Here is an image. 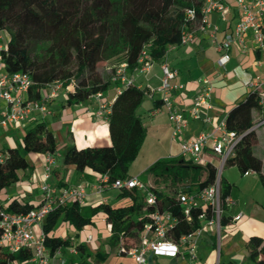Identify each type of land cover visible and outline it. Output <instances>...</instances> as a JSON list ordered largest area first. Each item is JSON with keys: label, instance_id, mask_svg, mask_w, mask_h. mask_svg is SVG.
Listing matches in <instances>:
<instances>
[{"label": "trees", "instance_id": "trees-1", "mask_svg": "<svg viewBox=\"0 0 264 264\" xmlns=\"http://www.w3.org/2000/svg\"><path fill=\"white\" fill-rule=\"evenodd\" d=\"M205 0H0V30L7 32L5 49L0 51L4 71L28 72L33 85L28 97L38 99L46 84L60 80L67 95V103L87 100L95 93L102 95L113 81L116 68L126 63V71L132 73L144 45L150 44V56L161 62L169 45L180 44L182 30L198 32L201 8ZM186 10H193V18L186 17ZM109 60L118 61L112 66L110 76L99 72V65ZM73 80V89L67 85ZM149 93V89L137 85L121 88L110 103L107 116L110 143L67 147L62 154L63 164L74 165L77 171L85 168L111 179L129 177L127 170L137 157L146 136L137 109ZM257 91L249 90L246 96L233 105L225 116L229 129L240 134L235 156L226 164L235 165L241 173L253 170L264 185L262 161L254 154L257 135L252 123V110L261 108ZM158 101V100H157ZM26 153H44L54 156L57 152L55 136L45 122L38 121L25 129L20 147H9L0 161V191L17 183L21 174L30 168ZM156 184L167 182V190H154L157 205L148 204L143 195L132 204L111 207L101 203L89 209L85 215L78 202L56 208L41 223L44 242L53 254L68 246L69 239L51 236L50 232L62 220L79 230L91 224V217L98 212L105 214L111 224V239L120 240L121 253L137 244L143 224L155 209L168 210L178 221L170 229L176 241L182 234L192 231L197 225L196 217L187 222L181 215L175 198L177 187L190 183L196 187L211 184L216 177L214 160L206 165L192 162L182 156L164 157L154 161L146 170ZM221 197L229 196L231 184L220 176ZM135 192L136 189H129ZM127 190H124L126 193ZM32 207L17 199L8 202L4 211L26 213ZM224 223V220L221 221ZM1 233V230H0ZM77 249H83L78 245ZM249 259L254 264H264V237L251 236L247 241ZM30 249L11 253L0 246V264L31 258ZM70 264V262L68 263ZM222 264H237L234 261Z\"/></svg>", "mask_w": 264, "mask_h": 264}, {"label": "crops", "instance_id": "crops-1", "mask_svg": "<svg viewBox=\"0 0 264 264\" xmlns=\"http://www.w3.org/2000/svg\"><path fill=\"white\" fill-rule=\"evenodd\" d=\"M228 6L226 18L223 20L218 12L209 14L210 27L205 31L193 34L187 44L169 45L166 50V60L169 65L178 71L175 82L183 84V88L173 93L172 101L182 110L190 107L195 93L201 88L200 79L209 78L211 90V107L202 108L201 115L210 117V123L201 119L189 118L183 132V137H193L199 132L210 130L221 119H224L228 110L238 101L242 100L249 90L248 81L259 73L255 64L257 51L254 49L250 34L246 37V50L242 51L237 43H234L230 51V60L221 67L217 63L219 52L218 43L223 38L224 32L233 28L239 19V10L232 0H220ZM218 27L212 34V26ZM4 68L0 62V72ZM160 63L154 62L146 74L136 76V82L140 88H148L149 93L145 96L149 103L143 105L145 99L137 109L143 124L146 127V139L148 151L143 167L134 176L147 168L157 159L164 157L180 156L179 140L171 136V124L165 109L160 108L159 93L155 90L160 84ZM118 85L112 84L103 93L100 102L111 103L118 93ZM48 92L43 88L42 94ZM65 89L59 90L48 102L49 113L42 115L38 111L31 112L28 119L21 124H11L6 127L0 125V152L13 146L12 137L18 138L19 129L34 125L43 121L47 129L52 131L57 143V152L53 156L51 164V175L49 182L55 187L69 185H80L86 196L79 203L83 214L88 215L89 209L101 203L109 204L111 207L128 206L132 204L134 197L137 200L142 195L141 191L132 192L129 189H117L111 186L97 191L95 186L99 180V174L85 168L77 171L74 165L63 164L62 151L71 145L85 147L93 145H105L110 143L108 123L103 118L95 116L98 101L89 97L87 100L75 104L67 103ZM158 100V101H157ZM6 103L0 99V117L2 116ZM253 126L264 120V103L261 108L252 110ZM257 135V144L253 151L262 161L261 172L264 174V124L254 127ZM21 134V136L23 135ZM161 147L159 146V141ZM141 146V148H142ZM14 147V146H13ZM140 148V149H141ZM140 151V150H139ZM48 154L29 152L26 159L30 168L21 174L20 180L14 185L0 191V204L6 207L12 199L19 202H28L37 206L42 198L40 184L42 173L47 165ZM212 156L205 153V157ZM215 157L213 158V160ZM225 174L222 178L231 184L229 198L232 203L224 209L222 228L219 236V250L217 251V236L208 231L199 241L197 248V260L191 263L188 257L182 254L176 256L150 255L152 264H222L234 261L237 264H245L249 261L247 241L251 236L264 237V185L258 175L253 171L248 174L241 173L233 164H225ZM224 168V167H223ZM152 176V175H151ZM153 177H151L152 179ZM149 180V183L151 181ZM124 190H127L124 193ZM71 202H69L70 204ZM240 213L239 219L234 216ZM91 224L85 225L77 230L70 224L60 220L50 232L51 236L61 239H69L68 246L61 247L51 254V260L60 264H131L132 260L127 253H121L120 240L111 239V224L107 222L105 214L98 212L91 217ZM41 230V225L34 226L35 234ZM90 236V238H89ZM82 245L83 249H77ZM184 251V248H180ZM8 264H34L31 258L27 260H14Z\"/></svg>", "mask_w": 264, "mask_h": 264}, {"label": "built area", "instance_id": "built-area-1", "mask_svg": "<svg viewBox=\"0 0 264 264\" xmlns=\"http://www.w3.org/2000/svg\"><path fill=\"white\" fill-rule=\"evenodd\" d=\"M232 1L239 10V19L232 29L224 32L223 38L218 43L217 63L224 67L229 62L230 51L234 43H237L242 51L246 50V37L250 34L254 49L258 54L255 64L259 68V73L248 81V85L259 93V102L262 104L264 103V0ZM227 10L228 6L220 0H205L201 8V20L197 30L205 31L210 27V13L218 12L224 20ZM193 16V10H186L187 18H193ZM217 29L218 27L213 25L212 34ZM193 34V31L182 30L180 44H187L192 39ZM7 39V32L0 30V51L5 49ZM149 49L150 44L143 46L132 73H127L126 63L117 66L112 80L119 82L118 92L121 88L129 85L138 86L136 76L146 74L149 71L154 63ZM160 70V84L155 90L159 93L161 106L156 111L165 109L167 112L171 124V136L180 139V156L201 165L212 162L216 156V177L207 186L196 187L190 183H184L177 187L175 198L178 206H180L182 217L187 222H191L196 217L198 225L192 231L182 234L176 241L172 238L170 229L178 221L177 217L168 210L155 209L151 213L149 220L142 226L139 241L126 252L132 260L131 264H152L149 261L150 255L176 256L179 254L188 257V260L193 263L198 258L196 252L199 241L208 231L216 234L218 251L222 215L226 206L232 203L228 196L224 199L221 197L220 173L227 160L235 156L240 134L229 129L224 118L208 131L199 132L193 137H183L189 118L201 119L203 122L210 123V117L202 116L201 109L211 107V82L206 77L200 79L202 86L195 93L190 107L185 111L172 101L173 93L182 89L183 84L174 81L178 71L169 65L166 60V53L160 62ZM73 82L71 80L67 85L68 90L73 89ZM32 85L33 80L28 72H0V99L6 103L4 112L0 117L1 126L24 123L33 111H38L42 115L48 114L50 98L63 88L62 81L54 80L46 84L45 88L48 89L46 94H42L38 99H31L28 97V91ZM92 97L98 101L97 109L94 112L95 116L107 121L110 103L100 102L102 98L100 92L95 93ZM260 124H264V120L254 127ZM205 153L214 157L209 156L207 158ZM3 158V155L0 154V161ZM46 160L47 165L44 167L39 186L42 198L37 206L32 207L26 213H9L4 211L0 204V246L11 253L21 249H30L32 251L31 260L34 264H60L51 260V254L44 242L45 235L42 229L38 234H35L34 226L41 225L47 214L56 208L66 206L69 202H83L86 193L80 185L59 188L53 186L49 182L53 157L48 154ZM251 172L253 171L247 170L244 174ZM109 186L117 189H137L141 191L146 203L157 205L154 190L136 176L113 180L108 173L99 174V180L95 186L96 190L100 192ZM240 216L241 214L238 213L234 219L237 220ZM180 248H184V251L181 252ZM216 264L218 263L216 262Z\"/></svg>", "mask_w": 264, "mask_h": 264}, {"label": "rangeland", "instance_id": "rangeland-1", "mask_svg": "<svg viewBox=\"0 0 264 264\" xmlns=\"http://www.w3.org/2000/svg\"><path fill=\"white\" fill-rule=\"evenodd\" d=\"M118 64V61H115V60H109L107 63H104V64H100L99 65V72L101 73V75L107 77V76H110V73H111V68H113L114 66H116ZM113 66V67H112ZM145 104L149 103L148 99H145L144 101ZM23 133V129H19L18 130V134L16 135L18 138H15L14 136L12 137V143H13V146L14 147H20L21 145V134ZM151 141V137L146 139L144 145L142 146V148L140 149L137 157L135 158V160L133 162H131V164L129 165L128 167V170H127V173L128 174H134L136 171H138L141 167H143L144 163H146V158L148 156L147 153L150 152V155L154 152V150L152 151H148L147 150V147H148V142ZM159 146L161 147V142H163V140L161 139L159 141ZM12 146V147H13ZM21 152L26 156V153L25 151L21 150ZM64 151H62L63 153ZM147 154V156H146ZM216 157V156H215ZM149 159V158H147ZM214 162L216 163L217 162V159L215 158L214 159ZM227 165L224 166V168L221 170V173H220V176H222L223 174H225V167ZM134 176H136L139 180L145 182L146 184H148L149 186L153 187V188H156L158 190H164L166 191L167 190V187H168V183L167 182H160L158 184H156L153 180V178L151 179V174L147 171H144L142 170L141 172H138L136 173ZM151 179L150 183H149V180ZM245 264H248L247 261L244 262ZM249 264L250 261H249Z\"/></svg>", "mask_w": 264, "mask_h": 264}]
</instances>
